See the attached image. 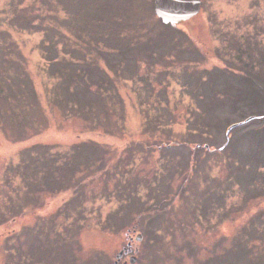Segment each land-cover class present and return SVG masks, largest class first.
Instances as JSON below:
<instances>
[{
  "label": "rangeland",
  "instance_id": "obj_1",
  "mask_svg": "<svg viewBox=\"0 0 264 264\" xmlns=\"http://www.w3.org/2000/svg\"><path fill=\"white\" fill-rule=\"evenodd\" d=\"M153 2L0 0V264H264V0Z\"/></svg>",
  "mask_w": 264,
  "mask_h": 264
},
{
  "label": "water",
  "instance_id": "obj_2",
  "mask_svg": "<svg viewBox=\"0 0 264 264\" xmlns=\"http://www.w3.org/2000/svg\"><path fill=\"white\" fill-rule=\"evenodd\" d=\"M200 0H154V11L163 23H178L194 17L200 9ZM138 241L140 237H137ZM135 262L132 257L131 263Z\"/></svg>",
  "mask_w": 264,
  "mask_h": 264
},
{
  "label": "flooded vegetation",
  "instance_id": "obj_3",
  "mask_svg": "<svg viewBox=\"0 0 264 264\" xmlns=\"http://www.w3.org/2000/svg\"><path fill=\"white\" fill-rule=\"evenodd\" d=\"M126 262H124L123 264H125Z\"/></svg>",
  "mask_w": 264,
  "mask_h": 264
}]
</instances>
